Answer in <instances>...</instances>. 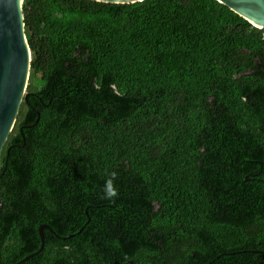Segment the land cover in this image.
Returning <instances> with one entry per match:
<instances>
[{
  "label": "trees",
  "instance_id": "obj_1",
  "mask_svg": "<svg viewBox=\"0 0 264 264\" xmlns=\"http://www.w3.org/2000/svg\"><path fill=\"white\" fill-rule=\"evenodd\" d=\"M23 10L0 264L43 225L22 264H264V28L216 0Z\"/></svg>",
  "mask_w": 264,
  "mask_h": 264
},
{
  "label": "water",
  "instance_id": "obj_2",
  "mask_svg": "<svg viewBox=\"0 0 264 264\" xmlns=\"http://www.w3.org/2000/svg\"><path fill=\"white\" fill-rule=\"evenodd\" d=\"M25 0H0V159L15 128L30 79L32 52L27 39L23 4ZM106 4H133L144 0H92ZM247 20L254 27L264 28V0H216ZM4 201L0 197V210ZM40 227V249L16 264H22L44 248Z\"/></svg>",
  "mask_w": 264,
  "mask_h": 264
},
{
  "label": "clouds",
  "instance_id": "obj_3",
  "mask_svg": "<svg viewBox=\"0 0 264 264\" xmlns=\"http://www.w3.org/2000/svg\"><path fill=\"white\" fill-rule=\"evenodd\" d=\"M116 178H117L116 172L110 173L109 178L105 181V185L103 188V193H104L103 198L108 200H113L119 195L118 190L114 184Z\"/></svg>",
  "mask_w": 264,
  "mask_h": 264
}]
</instances>
